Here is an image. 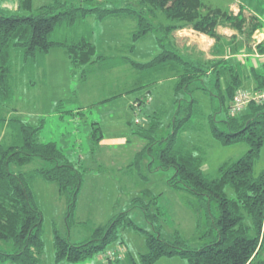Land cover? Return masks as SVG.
<instances>
[{"label":"trees","instance_id":"16d2710c","mask_svg":"<svg viewBox=\"0 0 264 264\" xmlns=\"http://www.w3.org/2000/svg\"><path fill=\"white\" fill-rule=\"evenodd\" d=\"M96 2L79 0L78 5H69L55 0L38 8L36 14L23 16L8 14L0 8V242L10 248V251L0 249V263L42 264L43 218L31 187L32 178L39 176L57 185L60 195L66 199L67 217L71 218L86 172L73 166L54 142L39 141L40 123L33 125L16 115H9L14 110L11 103L15 72H34L43 66L50 50L59 48L76 67L94 63L99 68L129 64L133 72L148 84L166 73L175 78L172 100L176 114L169 124L171 131L158 138L162 117L168 114L165 110L154 112L147 128L137 127L133 131V135L147 141L136 154L133 164L143 160L145 154L152 155L156 151L157 169H172L174 174L167 180L168 185L196 198L197 230L199 232L202 228V218L207 230L200 236L202 246L195 249L178 237L174 242L164 240L158 226L154 225L157 215L150 213L156 196L146 202L143 197L151 196L152 192L145 189L138 198L132 199V208L143 211L154 234L133 223L129 216L131 208L115 215L107 225L97 227L92 237L80 244L71 243L55 230L54 261L79 262L92 257L118 242L122 230L131 228L144 233L145 253L136 257L125 250L121 260L112 264H154L161 258L174 256L182 258L184 264H264V171L258 176L253 175V166L264 141V102L251 101L236 116L229 112L235 92L246 90L245 80L252 84L251 91H246L264 92V69L241 70L231 60L222 58L193 60L171 49L167 43L174 31L185 27L219 43L220 36L216 32L219 25H229L246 32L249 37L261 27V23H246L241 12L233 15L219 9L204 11L200 0H139L138 7L111 8ZM18 10L32 11V0H21ZM124 13L136 21L133 45L147 34L159 32L156 44L160 51L150 61L141 63L126 57H96L95 46L88 41L67 43L51 39L55 27L61 23L71 26L77 18L83 19L89 14L101 20ZM16 62L20 65L17 70ZM85 77L86 72H83L82 80ZM198 90L218 100L217 110L208 116L212 138L222 145L234 142L247 145V151L237 160L221 165L215 177L206 175L202 169L203 156L196 154L195 147L186 148L182 140V134L187 130L204 125L199 121L203 117L200 101L192 97V93ZM222 110L226 111L225 119L216 121L214 115ZM218 122L225 130L217 127ZM33 158H40L50 166L31 173L13 172L10 168L12 165L22 167ZM228 189L233 192L232 197L228 196ZM155 212L158 214L157 208Z\"/></svg>","mask_w":264,"mask_h":264},{"label":"rangeland","instance_id":"374dc122","mask_svg":"<svg viewBox=\"0 0 264 264\" xmlns=\"http://www.w3.org/2000/svg\"><path fill=\"white\" fill-rule=\"evenodd\" d=\"M20 1L17 0L15 10L9 8L7 10L1 6L0 8L8 11V14L33 15L37 13L40 6L49 3L51 0H33L32 11L30 12L18 10ZM101 1L97 0L99 3ZM136 1H132L130 6L138 7L137 4L134 6ZM225 1L205 0L204 2L224 5ZM114 2L108 8L123 4L120 0H114ZM104 7L107 8L106 5ZM262 16L264 17V11ZM91 19L92 16L84 24H78L74 29L69 28L65 23H61L55 27L51 39L67 41L77 38L78 35L84 37L86 32L83 27L84 25L87 27V23H90ZM108 22L110 21L108 20ZM131 24L128 21L125 24H118L117 27L130 26ZM97 26L93 31V36L99 40L106 35V31L105 28L100 27V23ZM119 32L116 30L115 34L117 35ZM124 32H122V36H127V33ZM158 33L156 31L149 33L146 38L147 41L144 43L148 51L153 50L155 54L160 51L156 44ZM115 39L119 41V38L115 37ZM177 42L179 43V41ZM244 42L246 43V41ZM182 44L184 45V42H181L180 45ZM238 46L231 49L234 56L232 60L235 64L244 60V64L249 65L250 63L246 62V59L235 57L238 53ZM242 50L245 48L242 47ZM219 52V50L213 51L211 55L216 56ZM205 54L198 52L192 59L205 61ZM211 55L209 54V56ZM17 66L20 67L19 63L16 62V70ZM77 70L68 64L60 49H52L48 56V69L44 86L42 84L32 86V80L39 83L37 76L33 75L34 77H32V71L19 73L17 70L14 76V97L11 103L14 110L10 111L9 115H16L33 125L40 123L39 141L43 143L54 142L73 166L80 170H86L77 195L75 212L71 218L67 217L66 199L60 195L55 183H49L39 176H35L31 180V187L36 195L43 218L44 252L42 264H106L105 254L118 247L124 248L136 257L145 253L144 233L131 228H126L120 232L118 242L79 262L56 263L53 245L55 230L67 237L73 244H80L89 240L97 227L107 225L115 215L131 209L132 199L138 198L145 189L152 192L151 196H142L146 202L151 201L156 196L157 200L150 207V213L154 212L157 215L158 220L154 222V225L158 226L157 230L161 237L169 242H174L178 237L190 248L201 247L200 236L207 230V226L205 219L202 218V228L198 232L196 198L186 191L177 190L168 185L167 180L173 176L174 172L172 169L164 171L157 169L156 151L152 155L145 154L143 160H140L136 165L133 164L136 154L142 150L147 142L133 135V131L137 127H148L155 104L152 102L150 93L154 96L155 92H159L161 96L160 108L165 110V114H168L162 117V126L157 132L158 138L166 136L171 131L169 124L173 114H176L170 92L172 91L171 87L168 84L159 87L160 82L157 80H161L160 77L152 80L149 84L147 80H144L140 83L141 86L131 83H116L114 87L111 84L102 86L99 85L100 81H96V86L82 82L79 69L77 68ZM125 74L123 73L122 76ZM245 81L244 88L251 91L252 87L247 80ZM192 97L200 101L203 117L199 121L201 125H204L198 126V129L187 130L182 134V140L186 148L195 147L194 149H197L196 154L203 156L202 169L206 175L215 177L219 167L226 162L240 158L247 151V145L244 142L222 145L214 140L211 135L208 116L217 110L218 100L200 90L194 91ZM187 98L189 99V96ZM214 117L216 121H222L226 117V111L222 110ZM196 122L198 121L196 120ZM216 125L219 129L225 130L221 122ZM98 136L100 139L96 140ZM6 138L8 139V136ZM198 148L200 149L199 152ZM48 166L50 163L40 158H33L30 163L22 167L12 165L10 168L13 172L31 173L32 170ZM263 171L264 141L253 166V175L258 176ZM227 193L228 196H233L230 189ZM156 208L158 214L155 212ZM129 216L137 227L154 234L152 224L146 220L140 208H132ZM0 249L10 251L9 246L4 242H0ZM154 264H184V260L179 256L164 257Z\"/></svg>","mask_w":264,"mask_h":264},{"label":"crops","instance_id":"0c3cea01","mask_svg":"<svg viewBox=\"0 0 264 264\" xmlns=\"http://www.w3.org/2000/svg\"><path fill=\"white\" fill-rule=\"evenodd\" d=\"M54 1L55 0H51L49 3H46L44 5L53 3ZM59 1L69 4V5L79 4V0H59ZM132 1H135V0H120V2L123 4L121 5L117 4L118 6H112V7H128L131 5ZM138 1L139 0H137L136 3L134 4H137ZM200 1L204 5V8H205L204 11H206L207 9H219L221 11L228 12L233 15H237L239 12H241L243 17L246 20V23L249 21L250 22L257 21L261 23V27L258 28L252 35L247 37L245 35L246 32L242 33L240 31L232 29L229 25H219L216 28V32L220 36L219 43H216L214 39L210 38L207 35L198 33L188 27H185V28L174 31L170 35L169 39L167 40V43L170 44L169 47L191 58L195 57L198 52L206 53L205 61H212L218 58L225 59L226 61L231 60L233 64L238 67V69L245 70V71H250L251 69H264V17L262 16V13L264 11V0H226L224 5H214L208 2L206 3L204 2L205 0H200ZM100 3L103 5H106L107 7H110V5H113L115 2L114 0H102ZM0 6L7 10L9 9L15 10L17 8V0H0ZM90 16H92V19H91L92 21L90 23H87L88 24L87 27L85 25L83 27V29L86 32L84 37L81 35H78L77 38L73 40H67V41L54 40V41L67 42V43H73V42H77L80 40L88 41L95 46L96 57H99V56H103L106 58L107 57L108 58L126 57L131 60H135V61L143 63V62L150 61L152 58H154L157 55L155 54L153 50H150L149 52L147 47L144 45V43L147 41L146 38L148 34L144 36L143 38H141L139 41H137L133 45L132 33L136 29V21L134 17H132L131 15L127 13L119 14L117 16H109L101 20L98 19L96 15L89 14L83 19L77 18V20L74 22L73 25L71 26L67 25V26H69V28L74 29L76 26H78V24H84V22L87 21V19ZM159 19L162 20L163 23L167 24L164 18L161 19V16H159ZM108 20L110 22H108ZM127 20L132 23L130 26H124V27L118 26L117 27V25L120 23L125 24V22H128ZM99 23H100L101 28H105L106 35L100 38L99 40H97L93 36V31L95 30V28L98 27L97 24ZM78 29L80 28L78 27ZM116 30L120 31L117 35L115 34ZM121 31L122 32L125 31L124 33H127V36H122ZM115 37L119 38V41L116 40ZM177 38H180V39L177 40ZM109 40H112V41H109ZM177 41H179V43ZM244 41H246V43ZM181 42H184V45L183 44L180 45ZM141 44H143V47H141ZM138 45H139V48H138ZM237 46L239 47L237 51L240 54L237 53L235 57L246 59L247 60L246 62L250 63L249 65L247 63L244 64L243 62L244 60L239 61L238 64H235L234 61L232 60L234 56L232 55L231 49ZM242 47L245 48V50H242ZM54 49H59V48H54ZM60 50H61L62 55L65 57L66 61L68 62V64H70V66L76 70L77 68L79 69L80 78L82 77V73L86 72L85 79L82 80L81 78V81L84 83L87 82L91 85L97 86L96 81H100L99 85L105 86L106 84H111L114 87L116 83H119V84L131 83L132 85L141 86L140 83L144 81L142 80V78H140L141 76L139 77V75L136 74L135 71H134L135 73L133 72V69L131 68L129 64H124V65H120L117 67L99 68V66H97V64L94 63L88 66L86 65L84 67L83 66L76 67L70 62L64 50L62 49ZM218 50L220 51L218 53L219 56L217 54L216 56L211 55L213 51H218ZM49 53L46 55L44 59L43 66H41L40 68H37L34 72H32V77H34L33 75H35L39 78V83L33 80L34 83H32V86H35V85L37 86L38 84H42L43 86L45 85L46 83L45 77H46L47 69H48ZM209 54L211 56H209ZM126 71H127V74H125ZM123 73L125 75L122 76ZM161 78H162L161 80H157L160 82L158 86L162 87L164 84L166 85L168 84V86H170L172 89L175 78L171 77V75L168 73H166L165 75H162ZM249 85L252 86L251 83H249ZM170 92L172 93V91ZM155 93L157 94V96L156 94L152 96V94L150 93L152 97V102H155V104L153 105L154 107L153 113L160 112L162 110L160 108L161 106L159 102L161 96L159 92L158 93L155 92ZM155 106L156 108H159V109H156Z\"/></svg>","mask_w":264,"mask_h":264},{"label":"built area","instance_id":"2783aa9c","mask_svg":"<svg viewBox=\"0 0 264 264\" xmlns=\"http://www.w3.org/2000/svg\"><path fill=\"white\" fill-rule=\"evenodd\" d=\"M251 101L262 103L264 102V92H248L246 90H237L232 98V102L229 107L231 115H238L242 113L244 108ZM125 249L122 247L115 248L113 251H109L105 254L106 264H112L115 260H121ZM114 264V263H113Z\"/></svg>","mask_w":264,"mask_h":264}]
</instances>
